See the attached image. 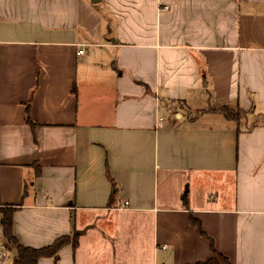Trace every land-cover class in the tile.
<instances>
[{
  "label": "crops",
  "instance_id": "0c3cea01",
  "mask_svg": "<svg viewBox=\"0 0 264 264\" xmlns=\"http://www.w3.org/2000/svg\"><path fill=\"white\" fill-rule=\"evenodd\" d=\"M11 205L81 231L38 264H264V0H0V264Z\"/></svg>",
  "mask_w": 264,
  "mask_h": 264
},
{
  "label": "trees",
  "instance_id": "16d2710c",
  "mask_svg": "<svg viewBox=\"0 0 264 264\" xmlns=\"http://www.w3.org/2000/svg\"><path fill=\"white\" fill-rule=\"evenodd\" d=\"M231 108H234L238 113L243 114L242 109H240V107L238 106L231 107L229 105H221L219 109L226 115V117L239 121L241 117H239L238 113L234 112ZM27 121L33 126L36 125V123L31 119L29 107L27 108ZM36 169L37 173L39 174L41 171L40 165L36 164ZM16 208V206L11 205L8 207H3L1 209L3 212V232L6 240L5 247L13 253L14 264H38L40 259L43 257L56 256L58 251L68 243H71L74 248L78 246L79 237L81 235V231L79 230H74V232L69 235L60 236L52 244L47 246L33 247L24 245L20 242V240L14 233L13 213ZM192 221L194 222V224L198 225L201 232L206 235L200 221L193 216ZM211 242L214 254H216L221 260H223L225 264H232L228 257H226L223 253L219 252L215 248L212 239ZM195 264H220V262L217 260L216 257L212 256L204 262H198Z\"/></svg>",
  "mask_w": 264,
  "mask_h": 264
},
{
  "label": "built area",
  "instance_id": "2783aa9c",
  "mask_svg": "<svg viewBox=\"0 0 264 264\" xmlns=\"http://www.w3.org/2000/svg\"><path fill=\"white\" fill-rule=\"evenodd\" d=\"M164 9H168V6H165ZM84 49H80L78 53H84ZM128 204V201H126L125 205Z\"/></svg>",
  "mask_w": 264,
  "mask_h": 264
},
{
  "label": "rangeland",
  "instance_id": "374dc122",
  "mask_svg": "<svg viewBox=\"0 0 264 264\" xmlns=\"http://www.w3.org/2000/svg\"><path fill=\"white\" fill-rule=\"evenodd\" d=\"M231 109H232L234 112L238 113V112L236 111V109H234V108H231ZM238 116L241 117V120L244 119V115H243V114L238 113Z\"/></svg>",
  "mask_w": 264,
  "mask_h": 264
},
{
  "label": "water",
  "instance_id": "95a60500",
  "mask_svg": "<svg viewBox=\"0 0 264 264\" xmlns=\"http://www.w3.org/2000/svg\"><path fill=\"white\" fill-rule=\"evenodd\" d=\"M93 3H98L100 2L101 0H91Z\"/></svg>",
  "mask_w": 264,
  "mask_h": 264
}]
</instances>
